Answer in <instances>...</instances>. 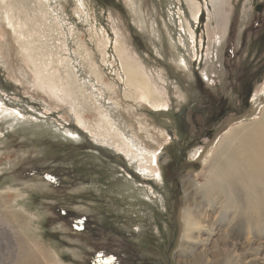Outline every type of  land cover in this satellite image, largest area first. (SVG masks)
<instances>
[{
	"label": "rangeland",
	"instance_id": "1",
	"mask_svg": "<svg viewBox=\"0 0 264 264\" xmlns=\"http://www.w3.org/2000/svg\"><path fill=\"white\" fill-rule=\"evenodd\" d=\"M197 1L194 19L186 0H0V263L16 256L11 264H181L184 183L207 186L221 139L264 109V0H222L219 13ZM183 16L192 36L180 27ZM123 59L147 75L159 107L124 84ZM240 63L256 72L243 112L209 115L197 131L183 125L179 112L195 76L223 111L240 107L233 90ZM31 67L58 98L25 81L22 69L32 77ZM98 105L109 128L155 150V172L125 151L123 137L96 133ZM41 139L66 144L68 156L40 159ZM222 198L202 208L210 222L190 245L201 264H228L222 257L231 244L211 223ZM52 213L58 220L47 223ZM242 259L264 264V236Z\"/></svg>",
	"mask_w": 264,
	"mask_h": 264
},
{
	"label": "bare ground",
	"instance_id": "2",
	"mask_svg": "<svg viewBox=\"0 0 264 264\" xmlns=\"http://www.w3.org/2000/svg\"><path fill=\"white\" fill-rule=\"evenodd\" d=\"M209 4L216 13H219L223 1L209 0ZM186 5L191 17L194 19L197 18L200 8L199 1L186 0ZM179 19L180 27L187 31V33L185 32L186 34L192 36L191 22L185 16H183V20L180 17ZM22 50H27L25 45L22 47ZM9 56L11 57V55ZM101 56L106 61L103 50H101ZM28 63H26V69H28ZM31 64L30 66H32ZM121 69L123 73L122 80L127 87L133 89L143 101H146L152 107L160 106V97L154 92L147 75L139 67L134 64H127L125 59H123ZM29 71H31L32 77L24 68L22 69V75L26 77L25 81L27 83L36 84L39 88H43L47 93L49 92L58 98L49 79L39 74L40 72L36 68L32 69L31 67ZM117 75L119 76V74ZM65 97L68 96L65 95ZM99 106H96V109L99 111L101 117L96 126L101 127L102 132L95 128L96 133L105 135L103 132H107L114 138L123 137V142H125L126 146L125 151L139 155L143 163L140 166L143 169H149L151 173L155 172L154 167L151 165L156 158L155 150L146 149L147 144H144L141 140L134 143V140H130L126 136L124 137L122 132L117 129L118 127H115L117 130L114 127L109 128V118L107 115H103V111ZM80 117L77 118L79 122L81 119L84 120L83 116ZM214 151L212 152L213 155L208 166V178L210 182L207 183V186L206 184L203 185L200 191L191 181L188 180L184 183L187 196L183 212L184 229L182 236L183 251L181 256H184V259H181V264H201V255L199 253L193 254L190 250V245L193 244L195 246V244H198L196 239L200 236L201 232L208 228L206 223L204 224L203 222H208L210 217L206 215L202 208H206V205L210 207V204L217 202L222 197L223 200L219 202L220 206H218V213H216L217 218L211 223L212 225L216 223L215 228L217 226L223 228V240L231 244L230 251L226 254L225 258L222 257L223 261H228V264H246L245 259H242V257L245 256L250 245H253L255 238H262L264 236L263 226L261 227V222L263 221L262 213L264 210V109L261 117L253 123L237 125L229 130ZM216 180H218V183ZM234 188L235 190L236 188L239 190V195L233 193L232 190ZM227 211L231 217L227 223H223L224 219H226ZM208 233H211V230ZM243 234H246V236H243ZM239 243L245 245L242 251H239ZM43 255L48 256L45 252ZM251 255L253 256L251 260H254L256 253L253 252ZM7 259L10 261L6 263L3 261L0 264H11L12 261H15L16 256ZM221 261L219 260L218 263ZM15 264H23V261L17 260Z\"/></svg>",
	"mask_w": 264,
	"mask_h": 264
},
{
	"label": "flooded vegetation",
	"instance_id": "3",
	"mask_svg": "<svg viewBox=\"0 0 264 264\" xmlns=\"http://www.w3.org/2000/svg\"><path fill=\"white\" fill-rule=\"evenodd\" d=\"M264 28V26H263ZM242 63L236 69L235 79L233 80V90L236 94L240 107L235 109V112L223 111L221 108V98L214 93H206L204 86L200 85L201 80L198 76L193 77L191 100L181 109V123L186 126H191L197 131L199 127L205 129L207 120L210 116H214V120H221L228 113L243 112V104L248 102L250 98L251 86L255 78V71L241 70ZM198 82V83H197ZM210 115V116H209ZM178 118V116H177ZM203 118L202 123L200 119Z\"/></svg>",
	"mask_w": 264,
	"mask_h": 264
},
{
	"label": "trees",
	"instance_id": "4",
	"mask_svg": "<svg viewBox=\"0 0 264 264\" xmlns=\"http://www.w3.org/2000/svg\"><path fill=\"white\" fill-rule=\"evenodd\" d=\"M82 144H84V142ZM35 145L37 147H39L40 150L43 151L40 154L41 156H39V158L42 159V160H45V161H53L55 159L57 160L60 157V155H62L64 153H66L67 156H68L67 151H69V150H67V145L66 144H60L58 142H53L52 140H49V139H41ZM77 145H81V144H76L75 146H77ZM75 157H76L75 154H73L71 156V158H75ZM81 168L79 167L78 171H80ZM32 201L34 203H36L37 199L36 200H32ZM51 220H52V222L57 221L58 217L55 216V214H53V216L52 215L47 216L45 221L48 223Z\"/></svg>",
	"mask_w": 264,
	"mask_h": 264
},
{
	"label": "water",
	"instance_id": "5",
	"mask_svg": "<svg viewBox=\"0 0 264 264\" xmlns=\"http://www.w3.org/2000/svg\"><path fill=\"white\" fill-rule=\"evenodd\" d=\"M257 10L260 11L261 10V6H257Z\"/></svg>",
	"mask_w": 264,
	"mask_h": 264
}]
</instances>
